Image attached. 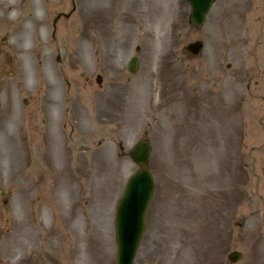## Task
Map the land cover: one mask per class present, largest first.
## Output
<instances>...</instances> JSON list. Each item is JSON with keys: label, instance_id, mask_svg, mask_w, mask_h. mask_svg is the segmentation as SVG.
Returning a JSON list of instances; mask_svg holds the SVG:
<instances>
[{"label": "rangeland", "instance_id": "1", "mask_svg": "<svg viewBox=\"0 0 264 264\" xmlns=\"http://www.w3.org/2000/svg\"><path fill=\"white\" fill-rule=\"evenodd\" d=\"M61 1L69 44L0 58V264H116L141 140L153 195L132 264H264V0H215L200 28L186 0Z\"/></svg>", "mask_w": 264, "mask_h": 264}, {"label": "flooded vegetation", "instance_id": "2", "mask_svg": "<svg viewBox=\"0 0 264 264\" xmlns=\"http://www.w3.org/2000/svg\"><path fill=\"white\" fill-rule=\"evenodd\" d=\"M63 1L58 0L54 3L50 2V0H0V58H4L5 60L2 62L3 64H14L13 66L16 68V63L22 67L21 64H23V54L20 57H17L18 54L16 51L19 50H26L25 47H23V44L25 43V40L29 41H34V47L36 45L41 46H46L43 44V34L47 35V45L49 44V39L55 40V39H62L64 32H62L59 28V25L62 21L65 26L64 28L66 29L67 27V19L70 17H66L68 13L65 12L67 9L69 3L67 5H63ZM72 4V9L75 7V2H71ZM130 5V4H127ZM71 9V10H72ZM57 10V11H56ZM57 13V14H56ZM28 16H32L30 19L31 21H25ZM55 19H54V18ZM66 17V21L64 18ZM32 25V28L29 27L27 28V24ZM47 30V31H46ZM62 34L56 38V35L59 33ZM5 33V34H2ZM7 34V35H6ZM10 36L16 37L15 41L10 42ZM10 43H12L10 45ZM63 44H69V33L65 31V36L62 40ZM11 47V50L13 53H9V47ZM20 48V49H19ZM30 48V47H29ZM27 48L26 53H25V59L27 60L29 58V53L30 51H33V49ZM8 49V50H6ZM36 49V47H35ZM39 51V50H38ZM38 51L36 53L38 58L40 55H38ZM23 53V52H22ZM27 54V55H26ZM75 60H70V57L65 58V57H60L57 56L56 62H57V68L56 71L58 70L59 72L62 71V69L67 65L68 67L70 64ZM16 69H11L7 71L9 75H15ZM138 70V68H137ZM17 71V70H16ZM57 71V72H58ZM137 73V72H136ZM135 73V74H136ZM38 74L44 75V72H39ZM8 75V74H7ZM62 75L65 79H67V82L69 79L65 76L64 72H62ZM83 75V74H81ZM132 75V74H130ZM134 75V74H133ZM103 76L101 74H98L96 77V82L100 83L102 82ZM64 79V80H65ZM105 87V84H102V88ZM69 87L67 88V92H69ZM39 95L38 93L35 94ZM50 97H52L50 95ZM50 100V98H48ZM23 105L28 104V100H23L22 101ZM54 226L53 223L49 228H47L45 231H40L38 234L37 238L42 239H48L50 240L51 237H54Z\"/></svg>", "mask_w": 264, "mask_h": 264}, {"label": "water", "instance_id": "3", "mask_svg": "<svg viewBox=\"0 0 264 264\" xmlns=\"http://www.w3.org/2000/svg\"><path fill=\"white\" fill-rule=\"evenodd\" d=\"M187 1L191 5V22L201 26L212 0ZM193 47L199 51L201 44L197 43ZM193 47H189V51ZM148 158V144H136L132 150V159L140 169L128 180L116 210L117 264H132L143 233L144 214L153 192V179L147 170Z\"/></svg>", "mask_w": 264, "mask_h": 264}, {"label": "bare ground", "instance_id": "4", "mask_svg": "<svg viewBox=\"0 0 264 264\" xmlns=\"http://www.w3.org/2000/svg\"><path fill=\"white\" fill-rule=\"evenodd\" d=\"M71 35H72V34H69V37H71ZM191 52H192V53H195V54L198 53V51H196L194 48H191ZM135 64L137 65V63H135ZM133 68H134V67H133ZM134 69H135V68H134ZM127 72L130 74V73L132 72V68L130 69L129 66H126V73H127ZM101 83H102V82L97 83V84H101ZM152 193H153V192H152ZM152 195H153V194H152ZM152 195H151V196H152Z\"/></svg>", "mask_w": 264, "mask_h": 264}]
</instances>
